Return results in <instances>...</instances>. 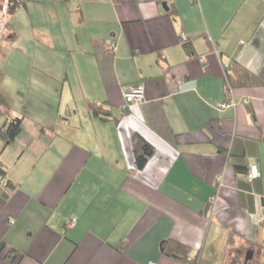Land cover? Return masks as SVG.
Listing matches in <instances>:
<instances>
[{"label":"crops","instance_id":"0c3cea01","mask_svg":"<svg viewBox=\"0 0 264 264\" xmlns=\"http://www.w3.org/2000/svg\"><path fill=\"white\" fill-rule=\"evenodd\" d=\"M22 6L46 8L67 36L50 35L62 60L50 65L49 104L22 112L0 151L14 184L0 193V264H224L230 233L264 240V0ZM235 63L262 81L229 87ZM139 83L143 100L123 111ZM135 133L153 146L141 168ZM252 162L253 179L234 168ZM164 239L193 260L163 253Z\"/></svg>","mask_w":264,"mask_h":264},{"label":"rangeland","instance_id":"374dc122","mask_svg":"<svg viewBox=\"0 0 264 264\" xmlns=\"http://www.w3.org/2000/svg\"><path fill=\"white\" fill-rule=\"evenodd\" d=\"M36 8V10L29 8L26 11L21 5L9 12L7 0H0V92L12 102L10 106L14 111L24 113L27 108L35 111L49 104L50 65L62 60L60 50L56 52V48L50 46V35L58 41H62L63 37L67 36L59 29H50V16L46 8ZM59 48L64 49L62 44H59ZM71 55V58L77 59L80 51L71 50ZM100 104L99 102L98 105ZM16 106L21 109L23 107L24 110H17ZM2 120L3 116L0 122ZM211 199L214 205L215 195L213 198L209 196L208 204ZM237 240L240 242V239ZM254 244L248 240L233 243L234 247L237 246L243 251L238 254L234 252L228 264L248 262L247 260L254 256V252L248 259H245V253L249 250L247 248L252 249L250 246ZM254 249L257 252L258 248ZM252 264H264V249L255 254Z\"/></svg>","mask_w":264,"mask_h":264},{"label":"trees","instance_id":"16d2710c","mask_svg":"<svg viewBox=\"0 0 264 264\" xmlns=\"http://www.w3.org/2000/svg\"><path fill=\"white\" fill-rule=\"evenodd\" d=\"M25 3V0H7V5L9 7V12L17 8L18 6L22 5ZM184 48L187 50L189 53H195L193 46L189 40H184L183 42ZM227 66L226 72L224 74L226 83H228V86L230 87L231 83H258L261 82L262 79L258 74L253 73L246 67L242 66L241 64H232V71L236 70L235 73H227ZM235 80H239L236 81ZM101 106H95L94 112L97 114H100L101 117H110L108 113L98 111V108ZM127 109V108H126ZM126 109H123L125 111ZM3 116V120L0 122V151L2 149V146L8 142L14 139V137L18 134V132L21 129V124H22V118H23V113L19 111H14L13 108H11L10 104L7 101V98L5 95L0 92V117ZM132 145H133V154H134V161L135 164L138 168H141L150 153L153 150L152 144L146 140L143 136H141L139 133H135L132 137ZM234 168L236 171H241L244 172L246 175V172L248 170V166L244 167V165H239L237 163H234ZM253 179V178H252ZM14 186L13 182L7 178V171L0 159V193L4 196H7V191L9 188ZM264 202V199L262 200ZM264 206V205H263ZM236 237L235 235L230 233L229 241H228V246L225 250V257H227L224 260V264H228L230 261V258L233 256L234 252L236 249H234L233 243L236 242ZM243 241H250L249 239L242 238ZM162 251L163 253L169 254L173 256L174 258L178 260L182 259H187L188 258V247L185 245L180 244L179 242L176 241H168L167 239H164L162 242ZM253 250V254L260 253L264 249V240L255 243L254 245L250 246ZM258 248L257 252H255L254 248ZM3 248V243H0V250ZM242 249H240V253H242ZM7 254H9L10 249H8ZM15 254V253H13ZM241 256V254L239 255ZM249 260L248 262L244 263V261H240V263L244 264H252V259L253 257ZM189 260H193V258H188ZM229 259V260H228ZM235 261V260H234ZM239 263V262H238ZM239 263V264H240Z\"/></svg>","mask_w":264,"mask_h":264},{"label":"built area","instance_id":"2783aa9c","mask_svg":"<svg viewBox=\"0 0 264 264\" xmlns=\"http://www.w3.org/2000/svg\"><path fill=\"white\" fill-rule=\"evenodd\" d=\"M143 98H144V86L141 83L127 87L123 91L122 109H126L130 104L140 103L143 100ZM230 102L233 103V100H231ZM228 103H229L228 101H223L222 103H220V106H225ZM259 175H260V171L257 166V163L256 162L250 163L248 166V170L246 172V178L252 179L258 177ZM73 223H74V218H70L65 221L66 226H70ZM146 264H159V263L155 260H149Z\"/></svg>","mask_w":264,"mask_h":264},{"label":"water","instance_id":"95a60500","mask_svg":"<svg viewBox=\"0 0 264 264\" xmlns=\"http://www.w3.org/2000/svg\"><path fill=\"white\" fill-rule=\"evenodd\" d=\"M252 256V250H247L246 253H245V259H248Z\"/></svg>","mask_w":264,"mask_h":264}]
</instances>
